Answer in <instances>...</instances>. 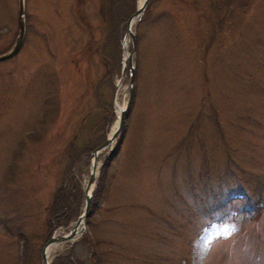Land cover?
<instances>
[{
  "label": "rangeland",
  "instance_id": "374dc122",
  "mask_svg": "<svg viewBox=\"0 0 264 264\" xmlns=\"http://www.w3.org/2000/svg\"><path fill=\"white\" fill-rule=\"evenodd\" d=\"M105 1L25 0L23 44L0 61V264H44L64 233L46 232L55 189L77 181L79 215L91 160L74 155L133 98L90 224L51 264H94L91 250L103 264H199L205 243L207 264H264V0H149L132 25L131 89L128 65L119 78L132 38L121 42L141 0L106 3V23ZM17 15L18 0H0V54ZM242 188L257 209L240 210Z\"/></svg>",
  "mask_w": 264,
  "mask_h": 264
},
{
  "label": "water",
  "instance_id": "95a60500",
  "mask_svg": "<svg viewBox=\"0 0 264 264\" xmlns=\"http://www.w3.org/2000/svg\"><path fill=\"white\" fill-rule=\"evenodd\" d=\"M149 3V0H141V2L138 4L136 7L135 11L130 15V17L127 20L126 23V31L124 34V37L121 42V47L123 51H126V38L128 35L132 38V44H133V49L130 53H126L125 56H123V69L121 73V77L119 78V81H121L124 77L125 69L127 65L129 66V76H130V89L132 87V81H133V74H134V65L132 64V57L135 52L134 48V32L132 30V25L133 22H137L143 15L147 5ZM18 34L14 40L13 46L7 50L6 52L0 54V61L5 60L7 58L12 57L15 55L22 42L24 39V34H25V0H18ZM128 61V62H127ZM118 86V83H117ZM127 111V105L124 107L119 108V113H117V124L114 129L107 135L106 139L100 143L97 147L89 151L87 154L90 156L91 160V170L90 174L87 180V184L84 190V202L82 206V211L81 213L77 216L75 223L70 226V227H63L62 229L64 230L62 234L56 235V236H51L48 241L45 243L41 250V255L44 264H51V260L48 259V248L57 243V242H66V241H71L75 240V238L79 234H84L86 232L87 224H86V218H87V212L92 200V194L94 190V186L97 182V174L100 172L101 167L103 162L105 161L107 155L112 149V146L116 139L118 138L119 134L121 133L124 122H125V115ZM105 151L102 157V163L100 166L97 165V160H98V155L99 153Z\"/></svg>",
  "mask_w": 264,
  "mask_h": 264
},
{
  "label": "trees",
  "instance_id": "16d2710c",
  "mask_svg": "<svg viewBox=\"0 0 264 264\" xmlns=\"http://www.w3.org/2000/svg\"><path fill=\"white\" fill-rule=\"evenodd\" d=\"M124 0H107L105 1V3L103 2L102 5H100L99 8V12L101 14V18L102 20H104V22H108V14H107V10L105 7L106 3L108 5H110V7L114 4V9L113 10H119V8L122 6ZM134 7V6H133ZM135 10V9H134ZM148 11V10H147ZM105 22V23H106ZM134 103V98L130 103V106L126 112V117H125V123L123 126V129L121 131V133L118 136V139L116 141V143L114 144V147L112 149V151L109 153L106 162L103 166V168L101 169V173H100V178H99V184L97 186V192H99L102 188H103V182H104V176L106 174V172L108 171V168L110 167L112 161L118 156V154L121 151L125 136H126V130H127V126H126V120L129 117L132 108H133V104ZM73 145H74V140L70 142L69 144V148L72 150L73 149ZM89 144L85 145V148H81L80 151L77 154L74 155V159L73 160H77L84 151H90L93 148H95L94 146H88ZM72 156V155H71ZM72 180V181H71ZM241 195L245 194L244 189H241ZM93 196H95L96 191L93 192ZM238 194V193H237ZM235 194V197H238L239 195ZM245 194L244 197H246L244 199V202L241 205V210H251V209H257V200L255 201L254 199H252L253 197L250 195ZM81 196H82V192L81 189L79 188V185L77 183L76 180L73 179H66L65 181L61 182L57 188L55 189V192L53 194V198H52V202L49 206V215L47 220H46V232L47 235L49 236L56 228L60 227V226H67L68 223L75 219V217H77L78 213H79V209L81 206ZM231 197H228V200H230ZM97 206L94 202V200H91L88 212H87V223L90 224V217L91 215L95 212ZM99 252L97 251H93L91 250V256H94V264H103V258L98 254ZM68 258V257H66ZM92 261V262H93Z\"/></svg>",
  "mask_w": 264,
  "mask_h": 264
},
{
  "label": "clouds",
  "instance_id": "9594fccd",
  "mask_svg": "<svg viewBox=\"0 0 264 264\" xmlns=\"http://www.w3.org/2000/svg\"><path fill=\"white\" fill-rule=\"evenodd\" d=\"M238 230H239L238 226L229 224L228 225V235L223 236L220 239L229 240L231 239L232 236L236 234ZM201 247L204 252V257L201 258V260L199 261V264H207L206 257L211 251V245L205 243ZM252 259H253V256H249V260L251 261ZM256 259H259V258H256Z\"/></svg>",
  "mask_w": 264,
  "mask_h": 264
},
{
  "label": "bare ground",
  "instance_id": "6f19581e",
  "mask_svg": "<svg viewBox=\"0 0 264 264\" xmlns=\"http://www.w3.org/2000/svg\"><path fill=\"white\" fill-rule=\"evenodd\" d=\"M60 243V242H59ZM60 244H54V245H51L49 248H48V250H47V252H48V259L50 260V258H52L53 257V254L56 252V250H57V248H58V246H59ZM60 249V248H59Z\"/></svg>",
  "mask_w": 264,
  "mask_h": 264
}]
</instances>
